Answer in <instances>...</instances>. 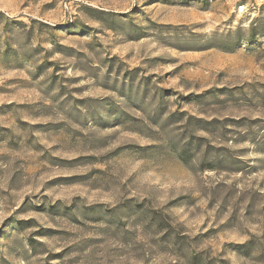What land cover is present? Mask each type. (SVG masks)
<instances>
[{
    "label": "rangeland",
    "instance_id": "374dc122",
    "mask_svg": "<svg viewBox=\"0 0 264 264\" xmlns=\"http://www.w3.org/2000/svg\"><path fill=\"white\" fill-rule=\"evenodd\" d=\"M0 264H264V0H0Z\"/></svg>",
    "mask_w": 264,
    "mask_h": 264
}]
</instances>
